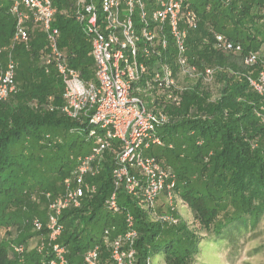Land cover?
<instances>
[{"label":"trees","instance_id":"obj_1","mask_svg":"<svg viewBox=\"0 0 264 264\" xmlns=\"http://www.w3.org/2000/svg\"><path fill=\"white\" fill-rule=\"evenodd\" d=\"M154 1L146 0L148 9ZM189 1L198 26L187 39L188 58L199 67H216L214 85L197 80L183 92L180 104L163 105L170 115L158 130L164 144L149 150L176 175L178 223L158 222L150 209L140 207L123 188L118 191V212L108 207L114 190V153L119 146L112 140L99 172L86 177L96 191L88 193L80 207L61 213L64 229L59 242L67 248V264H86L85 253L95 245L100 247L99 264H114L104 230L115 226L111 237L124 231L128 212L138 231L136 264H195L205 243L238 245L240 235L255 230L264 219V120L258 115L264 96L247 79L250 72L264 68V60L255 66L244 62L246 54L261 52L264 44V28L256 24L253 11L256 6L263 9L264 0ZM52 3L56 7L53 25L60 31L59 45L68 63L83 79H94L91 39L77 18L75 0ZM10 7L9 0H0V44L6 46L12 44L16 21ZM215 33L240 43L243 52L216 50ZM45 44V33L36 29L29 48L22 43L14 46L19 62L17 91L0 101V227L17 223L22 206L36 192L61 193L64 179L73 175L76 158L89 152L72 147L79 139L93 143L87 137L89 122L81 123L63 112L62 79L55 68L46 71L39 58ZM168 56L171 61L172 54ZM2 60L5 63V55ZM36 204L29 206L34 212ZM155 211H166L164 194ZM41 219L46 224L47 213ZM41 232L48 231L43 228ZM50 257L51 253L46 257L29 253L25 263L46 264ZM17 260L1 240L0 264Z\"/></svg>","mask_w":264,"mask_h":264},{"label":"built area","instance_id":"obj_2","mask_svg":"<svg viewBox=\"0 0 264 264\" xmlns=\"http://www.w3.org/2000/svg\"><path fill=\"white\" fill-rule=\"evenodd\" d=\"M15 17L10 46L0 44V101L17 91L19 62L14 46H30L36 29L45 33L46 44L40 61L46 71L55 68L63 82V112L81 123L89 122L87 137L93 141L88 153L76 158L73 175L64 179L63 192H45L47 222L38 219V230L47 229L51 244L49 264H67V248L59 242L63 232L60 216L69 207H80L96 186L86 180L96 175L105 151L117 140L112 178L114 190L108 207L118 212V191L123 188L142 208L150 209L160 223L177 224L175 204L176 175L171 167L149 153L164 144L158 130L167 124V104H180L183 92L197 80L212 86L215 67L190 62L187 39L198 26V17L189 0H155L148 9L146 0H75L77 18L90 35L94 60V79H83L81 72L68 63L60 48V31L53 25L56 7L52 0H9ZM172 40L169 49V38ZM213 47L222 52L241 54L243 47L221 33H215ZM172 54V60H169ZM5 55V63L2 56ZM263 53L250 51L244 57L248 66L263 60ZM175 64V67H174ZM186 80L183 82V80ZM250 86L264 96V68L247 75ZM204 82V83H205ZM214 85V84H213ZM258 115L264 120V106ZM95 130L90 132L91 128ZM200 143V142H199ZM172 147V145H169ZM164 194L166 211L157 213ZM125 229L111 237L115 226L104 230V243L114 264H136L135 243L138 231L131 213L125 216ZM43 247V246H42ZM24 251L23 245L16 248ZM99 245L88 249L86 264H99Z\"/></svg>","mask_w":264,"mask_h":264},{"label":"rangeland","instance_id":"obj_3","mask_svg":"<svg viewBox=\"0 0 264 264\" xmlns=\"http://www.w3.org/2000/svg\"><path fill=\"white\" fill-rule=\"evenodd\" d=\"M257 7L258 6L253 9V11L256 10L257 14L256 24L259 27L264 28V8ZM261 50L264 55V44L262 45ZM43 51L44 47H42L39 52V58ZM185 81L186 80L184 79L183 82ZM204 82L202 84L208 86V82ZM192 86H194V84H192ZM214 89L216 91V86H214ZM94 130L95 128L92 127L90 132H93ZM72 148L74 150L86 148L90 151L91 143L86 139H79ZM67 156L68 155L64 158ZM44 194L45 192L41 194V192L38 191L35 193V197L31 196L32 200L30 199L28 204L22 206V212L20 211L19 213L21 217L18 218L17 223L12 222L0 227V241H6L10 247L12 257L18 258L14 264H26L25 258H27L29 253H36L42 257H46L48 253H51L49 237L46 233L38 230L35 225L37 219L43 222L41 217H43L45 213H48V201ZM38 198L39 201L36 200ZM34 203H37L36 205H38L37 212H34L32 207H29L30 204ZM181 204L182 203L179 204L180 207H182ZM13 212H17V210H14ZM201 232L204 236L205 231L202 230ZM235 244H227L225 241L221 246L212 242L205 243L203 246V252L196 259L195 264H264V219L255 230L251 229L242 233L239 237L238 245ZM20 245H23L24 251H18L16 249ZM46 264L49 263L47 262Z\"/></svg>","mask_w":264,"mask_h":264}]
</instances>
